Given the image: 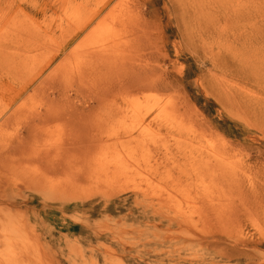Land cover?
Segmentation results:
<instances>
[{
  "label": "rangeland",
  "instance_id": "1",
  "mask_svg": "<svg viewBox=\"0 0 264 264\" xmlns=\"http://www.w3.org/2000/svg\"><path fill=\"white\" fill-rule=\"evenodd\" d=\"M44 1L0 0V264H248L247 255L264 264V217L225 226V210L250 207L242 195H264V0H71L45 15ZM94 11L70 48L111 43L119 52L98 57L81 82L72 67L91 58L85 54L55 72L59 58L39 75L53 41ZM97 25L115 32L82 44ZM221 28L230 40L221 42ZM232 31L234 50L225 45ZM140 76L168 84L134 102L161 106L143 118L122 112L139 98L129 86ZM56 77L62 95L48 87L15 93L29 78ZM107 82L112 91H93ZM238 93L248 109L223 99ZM165 104H183L197 113L193 125L210 128L205 143L193 144L224 140L241 189L206 196L195 181L178 183L179 138L175 128L158 129ZM48 109L55 117L31 138L35 115ZM86 134L91 143L64 149ZM90 162L115 171L86 176L81 164ZM257 198L264 208V196ZM211 237L219 244L198 245ZM243 240L252 246L236 247Z\"/></svg>",
  "mask_w": 264,
  "mask_h": 264
},
{
  "label": "bare ground",
  "instance_id": "2",
  "mask_svg": "<svg viewBox=\"0 0 264 264\" xmlns=\"http://www.w3.org/2000/svg\"><path fill=\"white\" fill-rule=\"evenodd\" d=\"M71 0H45L44 1V10L43 14L45 15L46 13H51L55 14V12L59 9L60 4L63 2H69ZM108 1V0H107ZM96 12H89V14L86 16L84 21L73 31L67 33L64 35L60 41L56 40L53 41L52 45V55L49 57V61L44 65L42 68L39 70V75H41L52 63L53 61H56L59 58H62L57 66L54 68V71H58V69H61L63 64L69 63L72 64L73 60L80 55L85 54L88 58L84 62H78L75 65H73L72 70L77 76V79L81 82L83 80V75L86 74L84 71H87L89 68V65L94 66L95 63L98 62V57L100 56H107V54L110 53H118L120 48H115L113 44L111 43H104V44H85V41H90L93 37L99 36L98 34L102 36H110L112 35L115 30H112L111 26H106L102 27L101 25L95 26L92 30H90L86 36L82 40V44L78 43L74 45L72 48H70L71 43L74 41L75 37L83 31L93 20ZM2 23L4 24L6 22V17H4L2 20ZM52 21V20H51ZM54 30L59 26V23L55 24L53 21L51 22ZM52 27L48 26V30L52 31ZM229 33V32H228ZM219 35L221 42L222 40H230L228 37H224L222 39V36L227 35V30L224 28H221L219 30ZM233 39L231 42L225 43L226 47H229L230 49L234 50V43H236L237 40V33L232 31L231 33ZM205 36L201 37V40L204 39ZM264 42L262 43V45ZM88 68V69H86ZM154 72V71H151ZM30 74V68H28L25 71V76H28ZM154 75V74H153ZM49 78V77H48ZM161 79L157 77H152V76H147L143 77L140 76L138 80H134L133 84L129 86V89L132 91H138L136 93H141L139 95V98H133L130 100L129 107L125 108L122 110V112L129 114L130 116L133 117H140L143 118L144 116L146 117L151 110L157 106V108L161 107L158 106L159 103L153 102L152 104H149V101H146L145 104L143 103H138L134 104V102L139 101L141 96H145L144 93L146 92H152L153 94H159L160 92H163V88H166L168 84L161 82ZM254 80L256 81V77H254ZM48 84L46 82H38L34 81V79H28L25 82V85L21 87L17 92H15L17 95H20L25 92H31L32 94H35L39 91V89H45L48 87L49 89H52V91H55V93L59 96L63 94V89H62V80H60L58 77L54 79H47ZM47 85V86H46ZM86 87V85H84ZM112 84L110 82L107 83H101L99 86L92 88L93 91L101 96V93H105L106 90L112 91ZM90 89V88H87ZM241 93H238L234 96H229L223 98L224 100H228L229 102H233L234 105L239 109H248L249 106L252 105V103H249L245 100H243V95H239ZM225 95V94H224ZM222 97V96H221ZM48 101H51L48 96L45 97ZM146 99H148L147 96H145ZM63 102L65 104L69 103L68 99H64ZM156 103V104H155ZM53 102L48 103L49 108L50 105H52ZM175 104V103H174ZM179 104V103H178ZM164 105V104H163ZM47 106V105H46ZM58 110H64V107H58ZM45 110L44 113H37L34 117V120L31 124L32 129L28 131L29 136L31 134V138L35 139L37 138V135L39 132H42L41 127L43 123H46L49 118L55 117V113H52L51 111ZM168 110V111H167ZM68 111V110H65ZM69 111L73 114V116L76 115L75 108L69 109ZM161 115L160 117H163L161 122L163 124L160 126L158 129H163L167 128L168 131L167 133L170 132L173 128L174 131L176 132L178 136V140L176 142V145L178 146V164L177 167L181 169L179 171V177H178V183L181 184V178L184 179V182L186 183H191V182H196L198 184L197 190L201 189L204 193H206V196L209 195L213 191H218V192H223L222 190H233L235 189H241L242 184L241 183H236V180L232 178L233 176V170L232 169H237L236 166L234 167V164L232 163L233 160H230L228 157H225L226 155V144L224 140L217 141L216 143L212 144H207V145H196L193 144L194 141H191L192 138H196L200 140L201 142H206L202 141L203 139V134L210 130L209 127H207L204 124H197V126L193 125V120L194 116H197V113L192 111L191 109H186V106L183 104L180 105H171L169 108L168 105L165 104L161 108ZM63 112V111H62ZM178 112V114H177ZM175 118H180L178 122H174V125L170 127L167 122L168 118L174 117ZM71 117V116H69ZM82 127V126H81ZM40 135V134H39ZM38 135V136H39ZM79 141V143H78ZM78 141H69L68 144L65 145V150H70L74 149L77 147L78 144H89L93 141V138L89 135H85L84 138L78 139ZM84 145V146H85ZM94 146V145H93ZM93 146H88L87 149L92 148ZM260 156L262 152L260 151ZM46 154V153H45ZM261 158V157H260ZM95 162H90L88 164H81L80 172H84L86 176L90 177H96L97 179H100V176H106L113 170L115 171V168L112 170L110 168H95L94 167ZM259 161H256L253 163V166L259 165ZM185 165H189V168L186 169ZM234 167V168H233ZM236 174V172H235ZM78 181H73V183H77ZM264 196L263 194H257ZM256 193L250 192L249 194L242 195L241 197L244 199V203L250 205L249 208L245 207L244 210L242 211V207L236 210H233L230 208L229 210H225L227 214L225 218V226L232 227L234 223L236 224V220H241L242 218H246L248 215L255 219V221H258V214L260 218L264 217V208L259 205L257 202H261L257 198ZM236 221V222H235ZM221 222V221H220ZM220 227V226H219ZM198 245H217L219 244L216 241H213V238L211 237V240H198ZM185 243H188V241H185ZM252 246L251 241L249 240H243L239 243V245H236V247H249ZM263 247L262 244L256 243L255 247ZM189 246L188 248H190ZM237 249V248H235ZM242 254H239L237 257V260L240 259ZM246 256V255H245ZM248 264H256L253 256H246Z\"/></svg>",
  "mask_w": 264,
  "mask_h": 264
}]
</instances>
